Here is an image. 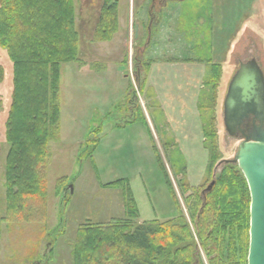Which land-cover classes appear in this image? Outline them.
Returning <instances> with one entry per match:
<instances>
[{
  "label": "rangeland",
  "instance_id": "obj_1",
  "mask_svg": "<svg viewBox=\"0 0 264 264\" xmlns=\"http://www.w3.org/2000/svg\"><path fill=\"white\" fill-rule=\"evenodd\" d=\"M178 1L119 0L117 32L108 42H96L94 34L103 0H74L77 61L60 65L57 88L50 91L49 110L55 115L51 117L48 111L46 120L52 138L46 146V198L22 199L17 214L7 211L6 199L10 150L6 125L12 104L13 69L6 49L0 47V264H73V248L80 231L111 224L133 227L144 221L160 224L172 219L185 222L191 233V264H222L216 252L203 246L188 206L195 195L203 200L212 189L214 183L207 190L224 167L222 161L233 159L239 139L225 132L219 104L213 122L218 160L213 164L203 143L201 149L198 143L188 144L191 148L184 157L177 152L176 143H164L166 140L157 135L159 108L151 90L145 92L147 74L159 54V41L152 30L161 22L165 11L160 10L167 2L168 7H179L189 24H196L198 15L212 14L218 8L215 13L221 16V7L239 9L244 2L243 9L255 14L254 20L264 31V0H187L181 5ZM248 44L251 53L241 55L246 58L253 54L264 60V36L257 40L250 37ZM260 66L264 71V62ZM135 104L137 111L152 121L148 134L140 121L136 128L114 127L128 116L135 119L134 110L126 114ZM165 175L176 198L167 190ZM117 181L123 184L101 187ZM69 185L71 195L66 190ZM126 186L136 205V217L130 218L125 211ZM182 189L188 192L183 195ZM177 202L181 207L178 218ZM240 252L244 264L247 248Z\"/></svg>",
  "mask_w": 264,
  "mask_h": 264
},
{
  "label": "trees",
  "instance_id": "obj_2",
  "mask_svg": "<svg viewBox=\"0 0 264 264\" xmlns=\"http://www.w3.org/2000/svg\"><path fill=\"white\" fill-rule=\"evenodd\" d=\"M118 4L119 0H103L94 41L108 42L117 32ZM74 22V0H0V47L6 49L13 69L12 104L6 125V139L10 143L6 160V199L7 211L11 214L19 213L24 198L42 201L46 198V146L52 139L46 121L50 91L57 88L60 65L77 61L78 37ZM214 70L216 73L206 80V86L215 96L219 68ZM213 105L212 102L207 108ZM137 107L134 121L144 123V116ZM50 113L51 117L55 115ZM213 122L211 110L203 123V145L209 151L211 164L218 160ZM180 169L181 174L184 167ZM122 181L101 187L115 188L123 184ZM165 181L171 197L176 198L166 175ZM125 192L126 214L136 217V205L127 186ZM186 192L187 189H182L183 195ZM249 203L241 172L237 166L227 164L203 200L195 195L193 204L188 206L191 220L197 222L196 230L203 246L210 247L211 253L216 252L222 264H242L240 250L242 253L248 250ZM175 204L178 218L181 207L178 202ZM191 241V233L182 220L172 219L160 224L144 221L133 227L111 224L100 229L89 228L78 233L73 264H191ZM237 259L240 262L237 263Z\"/></svg>",
  "mask_w": 264,
  "mask_h": 264
},
{
  "label": "crops",
  "instance_id": "obj_3",
  "mask_svg": "<svg viewBox=\"0 0 264 264\" xmlns=\"http://www.w3.org/2000/svg\"><path fill=\"white\" fill-rule=\"evenodd\" d=\"M185 1L187 0H179L177 3L180 2L181 5ZM168 2L160 10L165 13H162L161 22L157 24L158 29L152 30L159 41L156 43L159 54L157 59H153L147 74L145 92L148 94L151 90V95L155 97L153 101L159 108L161 124L157 135L163 138L162 141L166 140L164 143H176L179 152L186 157L191 148L188 144L198 143L201 149L204 140L203 123L211 110L214 117L218 104L223 123L224 99L239 64L252 58L259 66L264 62L249 54L251 47L248 44L250 37L255 40L263 38L264 31L257 20H254L255 14L253 16L250 10L243 9L244 2H241L239 9L221 7V16L215 13L218 8L212 14L198 15L195 18L196 24L185 22L186 18L183 17L184 14L182 16L180 8L168 7ZM149 43L152 46V39ZM243 52H249V56L243 57ZM213 66L214 69L219 68L215 96L206 86V80L216 73V70H212ZM260 68L262 69L261 66ZM212 102V108H207ZM137 106H129L126 114L128 111L129 114L132 113ZM148 119L149 122L144 116V123L141 122V128L147 134L150 129L152 131V121L149 117ZM137 126L136 121L128 116L124 122L114 127L121 130Z\"/></svg>",
  "mask_w": 264,
  "mask_h": 264
},
{
  "label": "water",
  "instance_id": "obj_4",
  "mask_svg": "<svg viewBox=\"0 0 264 264\" xmlns=\"http://www.w3.org/2000/svg\"><path fill=\"white\" fill-rule=\"evenodd\" d=\"M138 28L135 27L134 38ZM225 132L239 139L233 159L249 192L246 264H264V72L255 59L240 63L223 103ZM214 182L207 188L209 190ZM72 194V186H68Z\"/></svg>",
  "mask_w": 264,
  "mask_h": 264
},
{
  "label": "flooded vegetation",
  "instance_id": "obj_5",
  "mask_svg": "<svg viewBox=\"0 0 264 264\" xmlns=\"http://www.w3.org/2000/svg\"><path fill=\"white\" fill-rule=\"evenodd\" d=\"M210 190V189H209Z\"/></svg>",
  "mask_w": 264,
  "mask_h": 264
}]
</instances>
